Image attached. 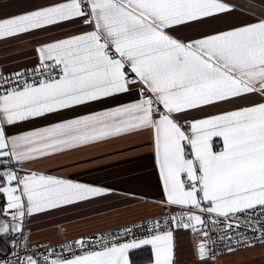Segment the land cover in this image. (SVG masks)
<instances>
[{
  "label": "snow or ice",
  "instance_id": "1",
  "mask_svg": "<svg viewBox=\"0 0 264 264\" xmlns=\"http://www.w3.org/2000/svg\"><path fill=\"white\" fill-rule=\"evenodd\" d=\"M140 149L124 163L151 197L82 178ZM133 204L160 211L31 242L37 221ZM256 247L264 0H0V264H216Z\"/></svg>",
  "mask_w": 264,
  "mask_h": 264
},
{
  "label": "crops",
  "instance_id": "2",
  "mask_svg": "<svg viewBox=\"0 0 264 264\" xmlns=\"http://www.w3.org/2000/svg\"><path fill=\"white\" fill-rule=\"evenodd\" d=\"M30 55V53H29ZM28 61L20 58V63L14 65L18 68L23 66ZM143 138H137L136 143L141 142ZM131 141L124 142L119 145L126 148ZM108 150H111L110 148ZM147 149H140L137 151L125 152L123 156H117L112 159L99 161L100 164L110 166L107 172L94 173L92 176L82 177L83 179L102 178L108 176L109 173L125 176L122 183L123 187H133L136 191L145 192L150 197L154 195V191L150 186L149 177L147 173L139 176H129L128 172L137 168L134 163H124L126 159H135L147 153ZM144 164L147 161H139ZM115 165V166H112ZM36 167L48 169L53 167L49 163H41ZM82 168H71L67 173L82 172ZM56 173V174H67ZM160 211L158 208H153L150 204H133L131 206H117L112 210L101 209L98 213L91 211L85 212L83 215H72L68 219L57 218L55 222L47 220H40L33 224V231L31 233L32 243H55L63 241L66 238H71L78 234H87L97 232L99 230H106L117 226L128 224L132 221H139L143 217L151 215ZM192 237L191 234H185L183 243L186 252L191 248ZM264 261V248L256 247L247 250H240L235 254H222L216 264H260Z\"/></svg>",
  "mask_w": 264,
  "mask_h": 264
},
{
  "label": "built area",
  "instance_id": "3",
  "mask_svg": "<svg viewBox=\"0 0 264 264\" xmlns=\"http://www.w3.org/2000/svg\"><path fill=\"white\" fill-rule=\"evenodd\" d=\"M121 226H122V225H121ZM118 227H119V226L114 227V228H109V229H117ZM106 230H107V229H106ZM93 233H95V232H93ZM56 243H58V242H55V243H53V244H56ZM41 244H43V243H41ZM223 254H226V253H223ZM217 255H218V259H217V262H218L219 257H220V255H222V254L218 253Z\"/></svg>",
  "mask_w": 264,
  "mask_h": 264
}]
</instances>
